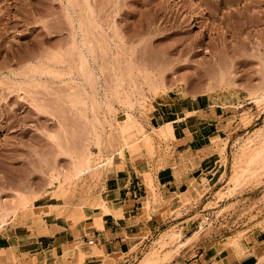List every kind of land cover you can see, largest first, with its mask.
<instances>
[{"label": "rangeland", "instance_id": "rangeland-1", "mask_svg": "<svg viewBox=\"0 0 264 264\" xmlns=\"http://www.w3.org/2000/svg\"><path fill=\"white\" fill-rule=\"evenodd\" d=\"M89 3L0 0V232L105 208L124 153L152 219L104 264H264V0Z\"/></svg>", "mask_w": 264, "mask_h": 264}, {"label": "crops", "instance_id": "crops-1", "mask_svg": "<svg viewBox=\"0 0 264 264\" xmlns=\"http://www.w3.org/2000/svg\"><path fill=\"white\" fill-rule=\"evenodd\" d=\"M172 104L162 110L163 115L176 113ZM159 117L163 122L160 125L172 122ZM113 166L114 180L103 201L105 208L94 206L54 230L48 231L51 224H45L30 237L0 232V264H104L106 257L123 252L131 240L145 237L142 233L147 231L152 215L145 211L143 187L137 186L139 182L135 184V178L143 171L124 158V153L116 161L113 158ZM96 216L101 217L99 226L93 224ZM86 238H92L93 243L89 244Z\"/></svg>", "mask_w": 264, "mask_h": 264}, {"label": "bare ground", "instance_id": "bare-ground-1", "mask_svg": "<svg viewBox=\"0 0 264 264\" xmlns=\"http://www.w3.org/2000/svg\"><path fill=\"white\" fill-rule=\"evenodd\" d=\"M21 1H23L24 3H25V5H30V8L31 7H33L34 8V6H36L37 8H38V5L40 4V1L41 0H21ZM85 4L87 5V6H89L90 5V3H89V0H85ZM199 7H200V10H199V12H200V15H206L207 14V10L205 9V7H203V5L202 4H199ZM88 8H90V6L88 7ZM36 9V8H35ZM23 17H24V15H23ZM72 36H73V38H72V42L73 43H75V39H76V37H75V33L74 32H72ZM83 42V41H82ZM88 162V161H87ZM76 164V163H75ZM87 164V163H86ZM10 204H12V205H10ZM13 203H9V204H3V203H0V219L3 217V216H5L6 214H8V210H9V206H11V208L13 207ZM60 216V215H59ZM72 217V216H71ZM59 218V217H58ZM68 218V217H67ZM94 218V217H93ZM100 220H101V217L100 216H96L95 218H94V222H93V224H95V225H100ZM72 226V225H71Z\"/></svg>", "mask_w": 264, "mask_h": 264}, {"label": "built area", "instance_id": "built-area-1", "mask_svg": "<svg viewBox=\"0 0 264 264\" xmlns=\"http://www.w3.org/2000/svg\"><path fill=\"white\" fill-rule=\"evenodd\" d=\"M4 225H5V223L2 222L1 219H0V228L3 227ZM88 243H89V244L93 243V239H89V240H88Z\"/></svg>", "mask_w": 264, "mask_h": 264}]
</instances>
